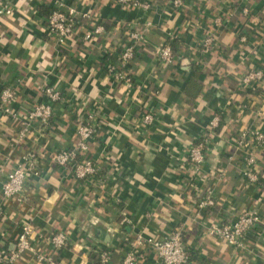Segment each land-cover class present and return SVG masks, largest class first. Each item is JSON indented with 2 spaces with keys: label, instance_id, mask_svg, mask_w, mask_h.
<instances>
[{
  "label": "crops",
  "instance_id": "0c3cea01",
  "mask_svg": "<svg viewBox=\"0 0 264 264\" xmlns=\"http://www.w3.org/2000/svg\"><path fill=\"white\" fill-rule=\"evenodd\" d=\"M139 1L151 7L130 10L114 0H0L12 9L0 15V90L14 88L12 108L19 118L13 121L0 110V181L26 155L34 163L21 192L2 206L0 253L14 251L21 226L30 224L33 245L47 255H54L48 238L66 234L57 254L63 264H99L101 251L109 264H118L138 236L162 239L179 226L189 264H264V147L248 142L244 148L256 159L252 182L234 144L243 131L264 133V80L253 91L240 84L245 73L264 69V0H181L177 9L167 0ZM70 8L87 17L78 19L66 46L59 47L47 32V19ZM217 17L225 20L221 28L214 26ZM97 26L102 32L84 41ZM132 32L143 41L123 70L128 88L107 65L117 64ZM214 32L218 48L202 53V40ZM164 45L175 56L172 64L159 59ZM47 85L61 95L50 127L29 125L20 138ZM148 112L156 121L141 127ZM86 113L96 125L89 158L97 174L77 180L56 166L53 154L77 143ZM213 118L219 122L211 128ZM203 139L209 151L195 177L187 154ZM207 193L214 206L199 211L197 200ZM245 210L257 211L261 221L242 250L208 233ZM138 262L158 264L148 248L138 250ZM13 264L35 261L24 254Z\"/></svg>",
  "mask_w": 264,
  "mask_h": 264
},
{
  "label": "built area",
  "instance_id": "2783aa9c",
  "mask_svg": "<svg viewBox=\"0 0 264 264\" xmlns=\"http://www.w3.org/2000/svg\"><path fill=\"white\" fill-rule=\"evenodd\" d=\"M121 7L128 9L148 10L151 4L141 2L139 0H114ZM172 9L180 8L181 0H167ZM241 3H246L249 0H240ZM242 13L247 16L248 9L241 7ZM12 9L8 4L2 5L0 2V15H11ZM86 18V13H80L74 9H69L67 13L54 11L47 19V32L52 35L59 47H65L70 36L74 33L79 18ZM214 26L221 28L225 25V20L217 17L213 21ZM102 32V27L97 26L92 32L84 36V41L89 42L93 36L99 35ZM264 37V31L262 32ZM131 43L128 46L121 48L117 55V64L107 65L108 73L114 76L117 81L124 82L130 88L131 81L124 74V69L131 61L135 54L137 44L143 41V36L138 32H132L129 35ZM240 42H245V37H241ZM218 48L216 34L209 33L202 40L200 50L202 53L210 52ZM161 62L169 65L174 63L175 56L169 45H164L159 52ZM264 80V69H253L245 73L240 81L241 88L247 91H253L257 85ZM43 101L34 106L23 121V126L20 129L19 136L24 138L27 135L29 125L37 124L38 126L47 129L50 127V121L53 117V108L61 100V95L56 88L45 86L42 90ZM16 101L14 88L5 86L0 90V110L2 114L8 116L13 121H18L19 118L13 110L12 105ZM260 109H264V96H262V104ZM93 115L86 113L84 122L77 128V143L69 149H59L53 154V160L56 166L72 174L77 180H83L95 177L97 168L89 158L90 141L95 134L96 125L93 124ZM156 121V116L153 113H145L140 126L147 127ZM219 120L213 118L209 127L218 126ZM25 124V125H24ZM251 142L256 148L264 147V133L260 130H246L241 132L234 144L238 150H241L239 160L245 166L243 174L250 181H257V177L252 173V168L255 165L256 159L250 153L244 150ZM208 139L201 140L198 144L191 146L187 154V159L195 177H199L202 171V166L209 151ZM33 156L26 155L23 160L18 163L12 172H10L4 181H0V214L2 206L6 201L13 200L21 192L24 181L29 175H33L34 170ZM197 209L199 211L214 206V198L210 193L200 196L197 200ZM261 221L260 214L255 210H245L241 212L235 220L226 222L221 225H213L208 229V233L221 242L232 247L234 250H242L245 246L247 235L256 232ZM36 236L33 226L25 224L21 226L20 233L15 242L14 251L11 253H0V264H13L20 256L30 254L35 261V264H63L57 257L67 242V236L63 232H59L48 238L47 243L54 255H47L38 251L33 245V239ZM42 236H40L41 238ZM148 248L155 253L158 264H189V251L183 241V230L179 226L173 227L170 232L162 239L158 238H142L138 236L129 249L125 252L124 257L118 264H139L138 250ZM100 264H109V255L101 251L99 253Z\"/></svg>",
  "mask_w": 264,
  "mask_h": 264
},
{
  "label": "trees",
  "instance_id": "16d2710c",
  "mask_svg": "<svg viewBox=\"0 0 264 264\" xmlns=\"http://www.w3.org/2000/svg\"><path fill=\"white\" fill-rule=\"evenodd\" d=\"M99 264H100V258H99Z\"/></svg>",
  "mask_w": 264,
  "mask_h": 264
}]
</instances>
